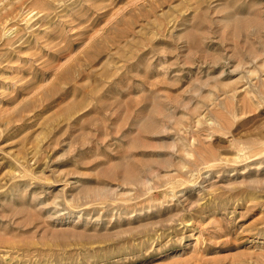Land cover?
I'll return each mask as SVG.
<instances>
[{
    "label": "rangeland",
    "instance_id": "374dc122",
    "mask_svg": "<svg viewBox=\"0 0 264 264\" xmlns=\"http://www.w3.org/2000/svg\"><path fill=\"white\" fill-rule=\"evenodd\" d=\"M0 264H264V0H0Z\"/></svg>",
    "mask_w": 264,
    "mask_h": 264
}]
</instances>
